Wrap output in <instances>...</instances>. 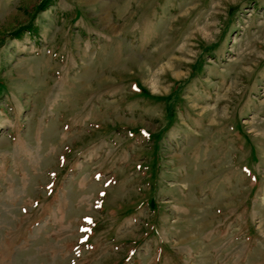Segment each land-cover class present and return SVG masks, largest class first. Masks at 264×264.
I'll return each mask as SVG.
<instances>
[{"label": "rangeland", "instance_id": "374dc122", "mask_svg": "<svg viewBox=\"0 0 264 264\" xmlns=\"http://www.w3.org/2000/svg\"><path fill=\"white\" fill-rule=\"evenodd\" d=\"M0 264H264V0H0Z\"/></svg>", "mask_w": 264, "mask_h": 264}]
</instances>
